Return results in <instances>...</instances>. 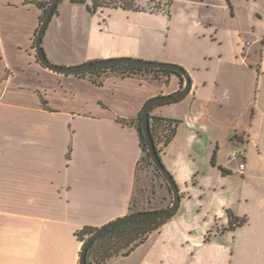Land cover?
<instances>
[{
	"label": "crops",
	"instance_id": "obj_1",
	"mask_svg": "<svg viewBox=\"0 0 264 264\" xmlns=\"http://www.w3.org/2000/svg\"><path fill=\"white\" fill-rule=\"evenodd\" d=\"M35 1L0 0V264H79L78 230L130 213L134 201L149 206L136 200V119L181 80L110 73L97 84L46 69L35 51L43 14ZM63 1L43 40L54 63L133 57L180 65L192 81L184 98L153 111L179 121L160 156L180 206L106 264H264V0H169L166 10L95 14ZM74 16L76 56L54 41ZM239 146L245 158L231 159ZM155 195L152 208L171 203L165 189ZM229 212L246 222L227 229Z\"/></svg>",
	"mask_w": 264,
	"mask_h": 264
},
{
	"label": "trees",
	"instance_id": "obj_2",
	"mask_svg": "<svg viewBox=\"0 0 264 264\" xmlns=\"http://www.w3.org/2000/svg\"><path fill=\"white\" fill-rule=\"evenodd\" d=\"M62 1L63 0H60L56 8L55 14L58 12V7ZM70 1L76 4L86 5L88 11L91 14H95L100 9L110 8V7L111 8L121 7L124 9H133V10L141 9L134 3L133 0H70ZM149 1L155 3V0H149ZM35 3L37 4L38 7L42 9V12H46L49 7L50 1L36 0ZM158 5H160V2H158V4H155L154 8H156ZM150 10L153 11L152 9ZM110 73H120L124 76L148 74V75H152L154 79L169 78L172 75H176L180 77L182 87L184 84L183 77L172 69L147 68L132 64L109 65L98 69H93L87 72L78 73L76 75H80L82 77L89 76L95 83L102 84L105 76H107ZM42 102L44 106L47 109H49L47 107V101L42 98ZM154 109L151 111L149 115L150 130L157 151L159 154H161V152L174 139L177 132L179 121L176 119L155 115L153 114ZM141 113L142 111L140 112L139 116L136 119V126L140 138V145L143 152V156L138 163V169L140 167V164L146 161L147 164L151 166L158 173L160 177H162V179L164 180V187L166 186L167 190L170 191L169 185L167 184L163 175L160 173V171L152 162L151 157L148 153V148L142 129ZM127 122L132 123V121H127ZM152 194L155 195L156 193L153 192ZM157 209H161V208L147 207L143 209H138L134 201L131 204L130 213H135L139 211L157 210ZM174 214L165 217H143V218L121 222L115 225L113 228L107 230L102 235H100L92 243L86 255V263L106 264V261L110 258L117 257L120 255L126 256L130 254L137 246H139L142 242H144V240L152 232L158 230L172 216H174ZM229 217H230V222L227 229H234L235 227L240 226L246 222V218H238L234 216L233 213L231 212H229ZM95 230L96 228L86 226L83 229L78 230L76 232V236L78 237L79 240H81L84 243L87 237L90 236Z\"/></svg>",
	"mask_w": 264,
	"mask_h": 264
},
{
	"label": "water",
	"instance_id": "obj_3",
	"mask_svg": "<svg viewBox=\"0 0 264 264\" xmlns=\"http://www.w3.org/2000/svg\"><path fill=\"white\" fill-rule=\"evenodd\" d=\"M59 2L60 0L50 1L49 7L38 27V30L35 36L36 56L39 62L41 63V65L45 67L46 69L53 71L55 73L68 75V74H78L82 72H87L93 69H98V68L109 66V65L132 64V65H138V66H143L147 68L172 69L176 71L178 74H180L184 79V85L180 90H178L177 92L173 94L158 96V97H154L150 99L143 107L142 113H141L142 129H143L144 137H145L147 148H148V153L151 157L152 162L157 167V169L160 171V173L163 175L164 179L166 180L167 184L170 187V190L172 193L171 203L168 206L161 208V209H157V210L128 213L126 215L118 217L96 228V230L90 236L87 237V239L85 240L83 244L81 252H80L79 264H87L86 255H87L89 247L100 235H102L107 230L113 228L115 225L121 222L143 218V217H165V216H169L177 212L180 206V203H181V190L176 180L174 179V176L166 168V166L164 165L162 161L160 154L157 151V148L155 146V143H154V140L151 134V130H150L149 115L151 111L158 105L176 102L184 98L192 89V81H191L188 71L184 69L183 67H181L180 65H176L172 63L147 61V60L133 58V57L111 58V59L98 60V61L88 62V63H84L80 65H72V66H64V65H59V64L54 63L47 57L46 52L44 51L43 40H44L46 30L50 22L52 21V18L55 15L56 8Z\"/></svg>",
	"mask_w": 264,
	"mask_h": 264
},
{
	"label": "rangeland",
	"instance_id": "obj_4",
	"mask_svg": "<svg viewBox=\"0 0 264 264\" xmlns=\"http://www.w3.org/2000/svg\"><path fill=\"white\" fill-rule=\"evenodd\" d=\"M51 1V0H48ZM67 1V0H66ZM69 1V0H68ZM134 3L141 9H152L153 11H160V10H166V6L168 5L169 0H155V3L149 1V0H133ZM65 2V1H63ZM160 2V5H158L156 8H154L155 4H158ZM44 13L42 14L41 21L44 17ZM74 22V23H73ZM72 28H68L67 30H64L62 34L57 33L55 35V43L63 42L62 39L70 45V50H68L73 56H76V16H74L71 19ZM52 33V27L48 26L45 36L50 37ZM81 38L84 39V36L82 35ZM48 57V56H47ZM49 58V57H48ZM51 60V59H50ZM67 66V65H64ZM235 162H238L237 160H233ZM164 186V180L162 177L158 175V173L147 164L146 161L142 162L140 164V167L138 169V177H137V187H136V200L142 201L143 203L149 204L148 207H151L152 203L154 202L155 205L157 203L156 198H159L158 195H153L152 193L158 190L163 191L164 189L170 193V200L172 201V193L171 190H167L166 186ZM160 195V193H159ZM170 201V202H171ZM158 204V203H157ZM168 206V205H167ZM164 208V207H163Z\"/></svg>",
	"mask_w": 264,
	"mask_h": 264
},
{
	"label": "built area",
	"instance_id": "obj_5",
	"mask_svg": "<svg viewBox=\"0 0 264 264\" xmlns=\"http://www.w3.org/2000/svg\"><path fill=\"white\" fill-rule=\"evenodd\" d=\"M245 155H246V149L244 147H241V146L235 148L234 150H232L230 152V158L231 159H239V158L244 159ZM239 168L242 170L245 168V162L244 161H242L239 164Z\"/></svg>",
	"mask_w": 264,
	"mask_h": 264
}]
</instances>
